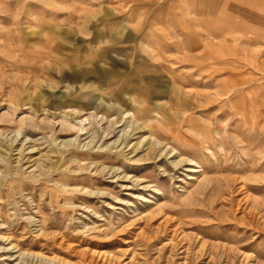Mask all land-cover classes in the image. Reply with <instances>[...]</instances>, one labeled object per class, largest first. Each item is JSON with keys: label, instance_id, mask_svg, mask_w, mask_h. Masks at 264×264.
<instances>
[{"label": "rangeland", "instance_id": "obj_1", "mask_svg": "<svg viewBox=\"0 0 264 264\" xmlns=\"http://www.w3.org/2000/svg\"><path fill=\"white\" fill-rule=\"evenodd\" d=\"M248 1L0 0V264H264Z\"/></svg>", "mask_w": 264, "mask_h": 264}, {"label": "bare ground", "instance_id": "obj_2", "mask_svg": "<svg viewBox=\"0 0 264 264\" xmlns=\"http://www.w3.org/2000/svg\"><path fill=\"white\" fill-rule=\"evenodd\" d=\"M138 104H139V102H138ZM140 105H141V104H140ZM142 106H143V105H142ZM142 106H141V107H142ZM147 109H148V108H147ZM147 109H146V110H147ZM145 112H146V111H145ZM143 114H144V113H143ZM138 117H139V116H138ZM135 118H136L137 121H139V118H140V117L137 118V116H136V114H135ZM153 118H154V117H153ZM154 119H155V118H154ZM137 123H139V122H137ZM151 125H152V124L150 123V121H146V120H143L142 123H141V127H142L143 129H145V128H147V129L149 128V129H150V128H151ZM161 128H162V129H166V127H164V126L161 127ZM136 130H137V129H136ZM152 143H153V142H152ZM155 143H156V142H155ZM140 160H141V159H140Z\"/></svg>", "mask_w": 264, "mask_h": 264}, {"label": "crops", "instance_id": "obj_3", "mask_svg": "<svg viewBox=\"0 0 264 264\" xmlns=\"http://www.w3.org/2000/svg\"><path fill=\"white\" fill-rule=\"evenodd\" d=\"M255 1H256V3H257V1H258V2H260V1H261V2H264V0H255ZM248 3H249V1L247 0L246 4H248Z\"/></svg>", "mask_w": 264, "mask_h": 264}]
</instances>
